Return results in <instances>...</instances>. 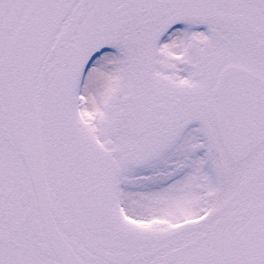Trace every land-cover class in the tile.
<instances>
[{"label":"snow or ice","instance_id":"1","mask_svg":"<svg viewBox=\"0 0 264 264\" xmlns=\"http://www.w3.org/2000/svg\"><path fill=\"white\" fill-rule=\"evenodd\" d=\"M0 264H264V0H0Z\"/></svg>","mask_w":264,"mask_h":264}]
</instances>
